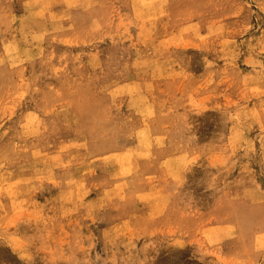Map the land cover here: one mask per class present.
Wrapping results in <instances>:
<instances>
[{"label": "rangeland", "instance_id": "374dc122", "mask_svg": "<svg viewBox=\"0 0 264 264\" xmlns=\"http://www.w3.org/2000/svg\"><path fill=\"white\" fill-rule=\"evenodd\" d=\"M264 264V0H0V264Z\"/></svg>", "mask_w": 264, "mask_h": 264}, {"label": "clouds", "instance_id": "9594fccd", "mask_svg": "<svg viewBox=\"0 0 264 264\" xmlns=\"http://www.w3.org/2000/svg\"><path fill=\"white\" fill-rule=\"evenodd\" d=\"M139 264H146V260H141Z\"/></svg>", "mask_w": 264, "mask_h": 264}]
</instances>
